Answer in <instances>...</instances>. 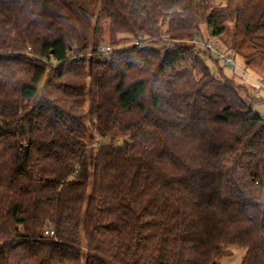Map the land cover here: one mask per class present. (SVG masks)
<instances>
[{"label": "trees", "instance_id": "1", "mask_svg": "<svg viewBox=\"0 0 264 264\" xmlns=\"http://www.w3.org/2000/svg\"><path fill=\"white\" fill-rule=\"evenodd\" d=\"M224 34L263 60L264 0H0V264H264L262 100L183 42Z\"/></svg>", "mask_w": 264, "mask_h": 264}, {"label": "rangeland", "instance_id": "2", "mask_svg": "<svg viewBox=\"0 0 264 264\" xmlns=\"http://www.w3.org/2000/svg\"><path fill=\"white\" fill-rule=\"evenodd\" d=\"M227 38L228 35L224 34L221 36V40L219 37L213 39L226 49L227 46H225L224 42ZM104 42L105 44L111 45L108 40ZM125 46H130V43ZM250 47L251 46L247 44L240 50L227 51L229 54L233 55L235 59L234 66L226 65L223 60H218L215 57V54H213L212 58L204 57V60L209 66L211 72L216 76L224 75L227 77H233L238 83L245 85L248 88L252 97L261 99L262 101L254 102L252 104V111L257 115L264 117V79L262 76L264 59L248 64L246 61V55L252 50ZM157 48L161 51L165 48V45H158ZM216 61H218L217 64ZM229 249L230 253L223 256L218 261V264H241L245 249L239 247H230Z\"/></svg>", "mask_w": 264, "mask_h": 264}, {"label": "built area", "instance_id": "3", "mask_svg": "<svg viewBox=\"0 0 264 264\" xmlns=\"http://www.w3.org/2000/svg\"><path fill=\"white\" fill-rule=\"evenodd\" d=\"M184 43L191 44L195 46L197 50V54L200 57H213V54H215V57L218 60H223L226 65L234 66L235 59L233 55L229 54L225 49V47H222L217 41H215L212 38L203 39L199 36H194L189 41H183ZM135 44L140 45V41H137ZM163 53V56L166 51V46L164 49L161 50ZM113 52V47L109 44L101 43L96 51V53L104 55V56H110ZM69 58L71 59H82L85 54L80 53L77 51V48L73 49L69 54Z\"/></svg>", "mask_w": 264, "mask_h": 264}, {"label": "water", "instance_id": "4", "mask_svg": "<svg viewBox=\"0 0 264 264\" xmlns=\"http://www.w3.org/2000/svg\"><path fill=\"white\" fill-rule=\"evenodd\" d=\"M27 151H28V147H26V153H27Z\"/></svg>", "mask_w": 264, "mask_h": 264}]
</instances>
